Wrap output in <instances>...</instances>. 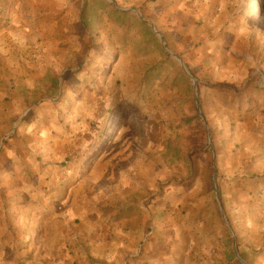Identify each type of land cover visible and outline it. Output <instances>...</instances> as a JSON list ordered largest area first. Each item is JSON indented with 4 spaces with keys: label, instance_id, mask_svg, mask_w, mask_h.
<instances>
[{
    "label": "rangeland",
    "instance_id": "1",
    "mask_svg": "<svg viewBox=\"0 0 264 264\" xmlns=\"http://www.w3.org/2000/svg\"><path fill=\"white\" fill-rule=\"evenodd\" d=\"M78 251L264 264V0H0V264Z\"/></svg>",
    "mask_w": 264,
    "mask_h": 264
},
{
    "label": "crops",
    "instance_id": "2",
    "mask_svg": "<svg viewBox=\"0 0 264 264\" xmlns=\"http://www.w3.org/2000/svg\"><path fill=\"white\" fill-rule=\"evenodd\" d=\"M201 13L198 12V14H201ZM199 16H201V15H199ZM232 72L233 71H229V72L225 71L224 78H222L223 80H220L219 83H217L213 87L216 88L217 90H224V89L228 88L229 83L232 82L231 80H233V79H231V77H233ZM224 79H225V81H224ZM67 264H85V252L78 251L77 255H75L73 258H70L68 260Z\"/></svg>",
    "mask_w": 264,
    "mask_h": 264
},
{
    "label": "water",
    "instance_id": "3",
    "mask_svg": "<svg viewBox=\"0 0 264 264\" xmlns=\"http://www.w3.org/2000/svg\"><path fill=\"white\" fill-rule=\"evenodd\" d=\"M186 74L188 75V77L195 83L194 79L189 75V73L186 71V69H184ZM194 90H195V86H194Z\"/></svg>",
    "mask_w": 264,
    "mask_h": 264
}]
</instances>
